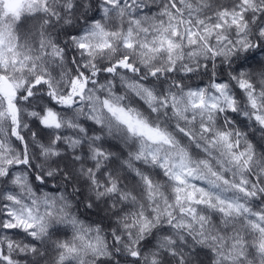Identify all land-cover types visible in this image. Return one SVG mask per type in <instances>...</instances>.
Segmentation results:
<instances>
[{"label": "clouds", "instance_id": "1", "mask_svg": "<svg viewBox=\"0 0 264 264\" xmlns=\"http://www.w3.org/2000/svg\"><path fill=\"white\" fill-rule=\"evenodd\" d=\"M0 264H264V0H0Z\"/></svg>", "mask_w": 264, "mask_h": 264}, {"label": "snow or ice", "instance_id": "2", "mask_svg": "<svg viewBox=\"0 0 264 264\" xmlns=\"http://www.w3.org/2000/svg\"><path fill=\"white\" fill-rule=\"evenodd\" d=\"M83 46V45H82ZM107 103V102H106ZM113 112H116V111H122V110H118V109H116V108H112L111 109ZM46 122H48V123H55L56 122V118H55V116L53 115V114H51V113H49V118H46ZM137 123H139V122H137ZM147 126H143L142 128H141V130H144L145 128H146ZM149 131H151V130H149Z\"/></svg>", "mask_w": 264, "mask_h": 264}]
</instances>
